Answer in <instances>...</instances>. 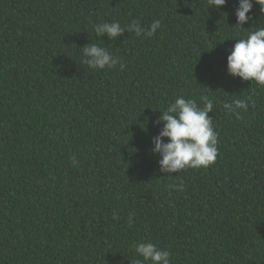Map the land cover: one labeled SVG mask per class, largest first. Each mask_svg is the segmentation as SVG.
<instances>
[{"label": "trees", "instance_id": "1", "mask_svg": "<svg viewBox=\"0 0 264 264\" xmlns=\"http://www.w3.org/2000/svg\"><path fill=\"white\" fill-rule=\"evenodd\" d=\"M237 5L0 0V264H146L141 242L171 264H264V86L227 73L235 39L264 16L254 5L242 30ZM157 19L152 37L94 31ZM90 43L123 70L82 63ZM178 96L213 101L218 155L165 174L154 121ZM236 99L246 111L223 109Z\"/></svg>", "mask_w": 264, "mask_h": 264}, {"label": "clouds", "instance_id": "2", "mask_svg": "<svg viewBox=\"0 0 264 264\" xmlns=\"http://www.w3.org/2000/svg\"><path fill=\"white\" fill-rule=\"evenodd\" d=\"M208 11L212 8L219 10L226 5L227 0H206ZM254 5H259L261 16H264V0H238L234 10L236 26L243 29V25L253 20L250 15ZM161 27L160 20H154L148 28H143L139 21H132L124 27L118 21L101 23L94 26L96 37L106 36L110 41L118 39L125 32L135 33L137 37H152ZM245 30L244 38L235 39L236 43L228 51L227 73L233 78L242 81H255L256 84L264 86V23ZM83 60L91 69L103 70L114 69L119 64L123 70L125 65L115 56L110 54L106 47L97 43H90L82 49ZM203 107L198 106L194 100H186L178 96L174 102L168 104L166 109L160 111L162 115L154 121V126H161L158 135L153 137V147L150 151L160 157L158 164L161 173H178L186 168H207L214 164L218 155V136L213 128L214 103L207 96L201 97ZM248 108L244 99H236L225 102L223 109L235 112L239 109ZM73 164L79 162L72 158ZM178 191L183 190L179 186ZM113 218L116 214L113 213ZM131 222V217L129 218ZM135 253L143 258L146 264H171V254L158 248L153 243H138L134 246ZM132 264H141L139 259Z\"/></svg>", "mask_w": 264, "mask_h": 264}]
</instances>
